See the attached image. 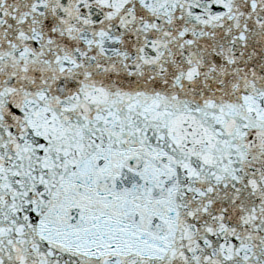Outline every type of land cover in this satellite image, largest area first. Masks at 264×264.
Segmentation results:
<instances>
[{"label": "snow or ice", "instance_id": "snow-or-ice-1", "mask_svg": "<svg viewBox=\"0 0 264 264\" xmlns=\"http://www.w3.org/2000/svg\"><path fill=\"white\" fill-rule=\"evenodd\" d=\"M0 264H264V0H0Z\"/></svg>", "mask_w": 264, "mask_h": 264}]
</instances>
